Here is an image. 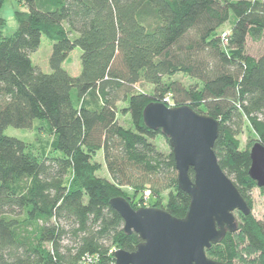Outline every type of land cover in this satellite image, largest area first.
I'll list each match as a JSON object with an SVG mask.
<instances>
[{
    "label": "trees",
    "instance_id": "16d2710c",
    "mask_svg": "<svg viewBox=\"0 0 264 264\" xmlns=\"http://www.w3.org/2000/svg\"><path fill=\"white\" fill-rule=\"evenodd\" d=\"M18 2L25 11H15L11 36L2 35L0 17V264H114L115 250L132 253L142 241L124 231L111 201L136 211L144 190L151 206L184 218L190 198L171 150L160 152L152 143L160 131L143 124L150 103L218 121L213 152L252 210V190L264 189L249 177V150L237 137L245 126L264 147V51L247 53L248 41H264V0ZM229 21L224 37L218 31ZM42 36L51 43L49 73L30 59ZM76 48L81 69L72 77L62 64ZM177 74L196 83L186 87ZM119 112L132 115L126 126ZM35 123L52 136L49 154L4 134ZM99 153L101 163L93 162ZM102 167L108 177L96 175ZM240 215L237 229L205 254L232 264L240 240L264 264V221Z\"/></svg>",
    "mask_w": 264,
    "mask_h": 264
},
{
    "label": "water",
    "instance_id": "95a60500",
    "mask_svg": "<svg viewBox=\"0 0 264 264\" xmlns=\"http://www.w3.org/2000/svg\"><path fill=\"white\" fill-rule=\"evenodd\" d=\"M144 126L160 131L174 158L180 189L190 198L184 218L160 208L133 210L122 198L111 201L126 233L141 243L132 253L114 251V264H224L205 252L227 233L237 229L234 213H251L231 180L221 170L213 152L219 123L188 106L166 107L150 103L142 112ZM249 177L264 189V147L255 142L249 150ZM193 172L190 179L189 170Z\"/></svg>",
    "mask_w": 264,
    "mask_h": 264
},
{
    "label": "rangeland",
    "instance_id": "374dc122",
    "mask_svg": "<svg viewBox=\"0 0 264 264\" xmlns=\"http://www.w3.org/2000/svg\"><path fill=\"white\" fill-rule=\"evenodd\" d=\"M15 11H25L23 5L18 2V0H6L4 3L1 11L0 17L5 20V25L2 28V35L4 37L11 36L17 28V24L14 18ZM231 28V21L224 24L220 29L219 33L222 36H226ZM264 51V41L253 43L248 41L247 43V53L252 56H258ZM80 49H74L69 55V62H65L62 64V69L65 70L70 76L77 77L80 74ZM51 55V43L45 38L41 37L40 45L36 52L30 54V59L33 66L37 67L43 73H49V58ZM173 80L181 82L183 85L190 86L196 83L195 80L190 79L182 74H177L172 77ZM136 91H140L146 94H150L152 92V87L145 85V84H136L135 85ZM126 105L124 103L118 104V108L122 109ZM120 111V110H119ZM119 124L126 126V123H129L131 117L129 115L123 116L121 112L117 115ZM6 136L15 137L21 141H23L32 151L40 155V153H51V141L52 136L46 131L44 124L35 123L33 128L30 130H22V129H15L12 127L7 128L4 131ZM240 142V147L242 150H250L252 145L256 142V138L253 136L251 131L243 127L240 135L237 137ZM152 143L156 146V148L163 152L164 154H168L170 152V148L168 143L164 137L161 135H157ZM101 163L102 156L101 154H97L95 158H93V162ZM96 175L99 178L108 177L106 170L102 167ZM128 191V190H127ZM130 192V191H129ZM142 195L147 196V200L142 198L140 202V206L142 208H150L153 207V200L148 193L147 190H144ZM252 197V210L251 214L253 217L258 221H264V193L260 192L259 189L255 188L252 190L251 193ZM155 208V207H154ZM234 217L236 221L239 223L241 221V215L238 212L234 213ZM234 238H239V234H233ZM238 244V254L236 258L233 260L232 264H258L259 256L249 251V248L245 246V243L236 240Z\"/></svg>",
    "mask_w": 264,
    "mask_h": 264
},
{
    "label": "built area",
    "instance_id": "2783aa9c",
    "mask_svg": "<svg viewBox=\"0 0 264 264\" xmlns=\"http://www.w3.org/2000/svg\"><path fill=\"white\" fill-rule=\"evenodd\" d=\"M162 102L163 103H165L166 105H170V99H169V97H166V98H164L163 100H162ZM171 107V106H170ZM149 193V192H148ZM144 196V195H143ZM144 199H146L147 200V196H144Z\"/></svg>",
    "mask_w": 264,
    "mask_h": 264
}]
</instances>
